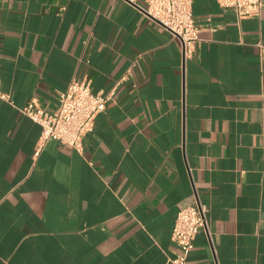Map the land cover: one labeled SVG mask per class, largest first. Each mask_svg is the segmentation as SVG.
Returning a JSON list of instances; mask_svg holds the SVG:
<instances>
[{"label": "crops", "instance_id": "obj_1", "mask_svg": "<svg viewBox=\"0 0 264 264\" xmlns=\"http://www.w3.org/2000/svg\"><path fill=\"white\" fill-rule=\"evenodd\" d=\"M193 13L185 57L129 0H0V264H171L187 200L208 209L187 264H264V11ZM77 77L114 97L83 151L37 153L21 109Z\"/></svg>", "mask_w": 264, "mask_h": 264}, {"label": "built area", "instance_id": "obj_2", "mask_svg": "<svg viewBox=\"0 0 264 264\" xmlns=\"http://www.w3.org/2000/svg\"><path fill=\"white\" fill-rule=\"evenodd\" d=\"M151 21L156 22L176 37L185 57H190L200 40L199 27L193 13L194 0H129ZM224 8H232L239 18L261 17L264 0H219ZM264 55V44L259 43ZM129 76L117 82L120 85ZM114 97V90L108 94L95 93L89 78H73L65 91L59 94V105L55 110H46L37 101H30L21 112L38 123L41 136L37 153L49 139L62 145L83 151V141L96 126V118L104 112L107 103ZM0 98L12 102L10 94L2 90L0 72ZM204 205L190 200L183 202L178 210L172 230V239L179 247V253L169 257L171 264H187L189 252L194 248V240L200 230L207 227Z\"/></svg>", "mask_w": 264, "mask_h": 264}]
</instances>
